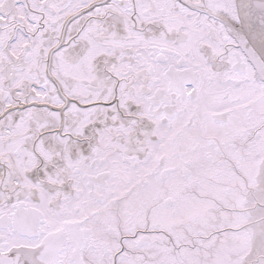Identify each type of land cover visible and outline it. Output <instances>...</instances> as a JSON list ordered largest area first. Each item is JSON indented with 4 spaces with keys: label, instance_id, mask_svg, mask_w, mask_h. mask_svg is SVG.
<instances>
[{
    "label": "snow or ice",
    "instance_id": "6c2138e0",
    "mask_svg": "<svg viewBox=\"0 0 264 264\" xmlns=\"http://www.w3.org/2000/svg\"><path fill=\"white\" fill-rule=\"evenodd\" d=\"M0 264H264V0H0Z\"/></svg>",
    "mask_w": 264,
    "mask_h": 264
}]
</instances>
